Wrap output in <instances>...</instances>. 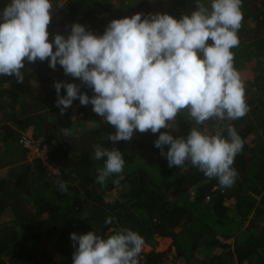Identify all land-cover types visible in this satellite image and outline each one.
Wrapping results in <instances>:
<instances>
[{
    "label": "trees",
    "instance_id": "trees-1",
    "mask_svg": "<svg viewBox=\"0 0 264 264\" xmlns=\"http://www.w3.org/2000/svg\"><path fill=\"white\" fill-rule=\"evenodd\" d=\"M61 1L51 0V12L59 4L60 11L65 6L60 12L64 21L53 20L49 24L48 31H62L55 30L54 35H69L74 23L102 35L113 19L136 13L154 14L156 5L150 0H121L118 9H111L104 0ZM157 1L158 5L160 0ZM201 2L208 4L209 0ZM196 3L197 0H171L162 13L179 19L196 10ZM241 10L240 43L231 50L236 70L264 54V0H243ZM248 20L256 24L254 29L247 27ZM253 71L259 76L257 82L264 84V62L257 61ZM22 73L25 82L34 81L47 97L42 108L40 99L36 102L32 95V102H26L23 83L14 76H0L1 85L7 83L22 92V96L14 95L17 98L11 100L19 105L17 112L28 116L17 122L25 128L34 125L42 135L39 137L56 146L49 150L44 163L6 164L15 168L9 179L0 182V264H72L75 247L70 234L94 231L106 238L122 228L136 231L143 237L144 245L151 247L150 252L140 254L139 264H165L166 252L155 251L156 239H168V253L174 251L176 259H183L185 264H264V139L254 146L247 143L258 128H264V97L245 88L248 113L219 125L231 124L243 140L242 151L233 165L238 177L232 187L222 188L217 179L206 178L190 162L170 168L166 156L154 146L160 133L135 131L130 141L112 142L108 135L115 129L96 123L93 106L81 105L79 99L61 114L56 106V82L74 83L89 97L94 92L78 78L66 75L59 64L52 69L48 60H25ZM60 95L65 96L66 89L61 88ZM45 107L50 110L42 112ZM73 111L87 121L77 137L66 136L58 124ZM50 117H54L52 123L48 121ZM206 122L196 125L183 112L170 122L172 128L160 131H167L174 138L186 137L192 127L203 131L211 126L208 133L214 134L216 121ZM3 130L4 147L15 149L20 135L11 128ZM223 135L227 138L226 130ZM97 144L121 151L124 159L123 171L113 174L104 185L96 183L97 169L104 163L93 159V145ZM169 147L165 145L164 151ZM59 182L67 184V192L59 189ZM113 193L116 196L107 200ZM227 200L234 204L226 206ZM108 218H113L112 223L106 224Z\"/></svg>",
    "mask_w": 264,
    "mask_h": 264
},
{
    "label": "clouds",
    "instance_id": "clouds-1",
    "mask_svg": "<svg viewBox=\"0 0 264 264\" xmlns=\"http://www.w3.org/2000/svg\"><path fill=\"white\" fill-rule=\"evenodd\" d=\"M243 0H197L196 10L179 19L168 14L136 13L113 19L102 35L74 23L70 34H56L49 42L51 0H10L0 11V76L24 82L25 60L59 64L66 75L91 88L92 97L74 83L56 82V106L61 114L79 99L115 129L112 142L130 141L134 132L160 133L154 146L166 156L169 167L186 162L222 188L234 185L233 167L243 140L225 120H239L249 111L244 85L234 67L233 48L238 47ZM55 46V51L53 47ZM50 58V59H49ZM61 88L66 95L61 96ZM183 112L196 125L216 121L214 134L192 127L186 137L161 129ZM226 130L227 138L223 135ZM64 134L70 135L68 128ZM169 145L167 152L164 146ZM93 159L103 160L96 183L104 185L123 171L121 151L93 145ZM118 183V181H115ZM67 192V184L59 182ZM108 218L106 224L112 223ZM75 251L72 264H139L143 237L128 228L106 238L89 231L70 234Z\"/></svg>",
    "mask_w": 264,
    "mask_h": 264
},
{
    "label": "rangeland",
    "instance_id": "rangeland-1",
    "mask_svg": "<svg viewBox=\"0 0 264 264\" xmlns=\"http://www.w3.org/2000/svg\"><path fill=\"white\" fill-rule=\"evenodd\" d=\"M62 1L64 3L65 0H62ZM170 1L171 0H160V2L157 5V2H158L157 0H150V2L152 4L155 5V3H156L154 11H153L154 14L162 13L163 9L168 8V4L170 3ZM104 2H107L109 4V7H111V9H118L119 6H120L119 4H120L121 0H104ZM58 6L59 7L57 9H54L51 12V22L53 20L64 21V18L61 16L60 12L62 10H64L65 6L63 7V9H61V11H60V6L61 5L59 4ZM57 24H59V23H57ZM246 25H247V27L249 29H254L255 26H256V24L252 23L249 20L247 21ZM58 27L60 28L61 25L58 26ZM55 30L57 32L60 31V29H54V31ZM48 32L51 33L50 34L51 37L49 36V38H51V40H53L54 36H55L54 33L52 31L51 32L48 31ZM60 32H62V31H60ZM64 36L67 37L68 35L65 34ZM257 61L259 63L264 62V54L262 56L258 57V58H252L249 61V64H246V65H244V67L237 69V71H238V73L240 75V78H241V81H242V83L244 85V90H245V88L248 87V89L251 90L252 93H255L256 96H259L260 98H263L264 97V84L260 83L259 81L257 82L256 79H258L259 76L256 75L254 73V71H253L254 64H257ZM256 84H259V85H256ZM256 86L257 87L260 86V88H257ZM72 110H75V107H73ZM263 112H264V110H263ZM95 117L96 118H95L94 121L96 123H100L103 126L107 124L106 122L103 121L102 117H100L96 113H95ZM64 121H66L65 124H67V128L70 130V135H72L74 137H77L78 135H80L81 132L83 131V129L86 128V124H87V121H85V119L83 118L82 114L78 113L76 111L70 112L68 117H67V119L64 120ZM205 124H207V122H205ZM210 127L211 126H207L206 128L208 130H210ZM25 132L26 133H24V134L29 135V136H31L34 139H37L36 136H34L31 132H29V131H25ZM260 139H264V128H258L256 133H254V134H252L251 136L248 137L247 143H248V145L254 146V143L258 142ZM263 144H264V142H263ZM131 149H134V144L132 145ZM115 194L116 193L111 194L110 197H107V200H110L111 198H114V196H116ZM156 240H157V244L158 245H157L155 251L156 252H166V254H165L166 256H165V259H164V263L165 264H185L184 260L181 259V258L179 260L174 258V257L172 259L170 258L171 251H169V253H168V249H169L171 243H170V241L168 239H156ZM150 251H151V247H149L147 245H143L142 252L148 253Z\"/></svg>",
    "mask_w": 264,
    "mask_h": 264
},
{
    "label": "crops",
    "instance_id": "crops-1",
    "mask_svg": "<svg viewBox=\"0 0 264 264\" xmlns=\"http://www.w3.org/2000/svg\"><path fill=\"white\" fill-rule=\"evenodd\" d=\"M8 3H10V0H0V11L3 10V8L5 7V5H7ZM52 32H54V29H52ZM51 33H49V36ZM51 39V38H49ZM25 88V101L31 103L32 101L29 100V98H31L30 96H34L33 99L34 101H38L35 99H40V108H42V106L44 105L43 100L47 97L46 92H43L42 90H40L41 88L37 86V84L34 81H28V82H23V84L21 85ZM7 92H6V91ZM3 94V97L0 96V182L1 181H5L7 179H9V174L10 172H12V170L15 167H10L11 165L7 166L8 164H13L15 163V165L17 166H21V165H25L26 163V157H25V152L20 148L19 145H16L14 148L15 149H6L4 146H6L5 144H3L2 139H4L5 137V132H4V128H11L12 130H14V132H16L18 135H20L21 133H26L22 128H24L26 131L31 132L34 136H36V138H38L39 136H42L38 131H35V127L30 126L25 128V126L23 124H19L17 121H20L21 119L25 118L28 115H23L18 111L19 105L13 103V100H15V98H17L14 95L17 96H22V92H20L19 90H17L14 87H11L10 85H8L7 83L4 85L0 84V93ZM27 93V94H26ZM46 94V95H45ZM30 95V96H29ZM32 99V98H31ZM32 106V105H31ZM47 107H45L43 109L42 112H46L48 110H50V108L46 109ZM15 116L16 118L13 120L11 117ZM33 115V114H32ZM59 118V117H57ZM54 120V117L52 118ZM52 119L51 117L48 118V121L50 123H52ZM67 117L65 119H62L60 121L59 126H60V130H63L65 128H67V124H65ZM19 139V138H18ZM7 164V165H6ZM16 166V167H17Z\"/></svg>",
    "mask_w": 264,
    "mask_h": 264
},
{
    "label": "built area",
    "instance_id": "built-area-1",
    "mask_svg": "<svg viewBox=\"0 0 264 264\" xmlns=\"http://www.w3.org/2000/svg\"><path fill=\"white\" fill-rule=\"evenodd\" d=\"M18 145L25 152L26 162L30 165H33L35 162L40 161L42 163L46 162L47 153L49 150L56 146L53 143H47L43 137L37 139L32 138L29 135L21 133L18 139ZM51 171L55 174L58 172L55 170ZM226 206H232L234 204L233 200H227L225 202ZM176 258L174 251L170 253V258Z\"/></svg>",
    "mask_w": 264,
    "mask_h": 264
}]
</instances>
